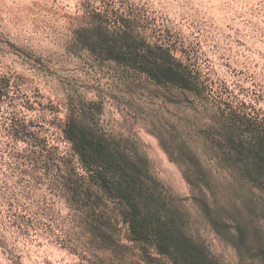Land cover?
Returning <instances> with one entry per match:
<instances>
[{"label": "clouds", "instance_id": "obj_1", "mask_svg": "<svg viewBox=\"0 0 264 264\" xmlns=\"http://www.w3.org/2000/svg\"><path fill=\"white\" fill-rule=\"evenodd\" d=\"M110 3L133 22L30 0L37 51H17L64 83L60 131L39 170L0 149V264H264V0ZM219 55L243 75L207 92L195 72Z\"/></svg>", "mask_w": 264, "mask_h": 264}, {"label": "rangeland", "instance_id": "obj_2", "mask_svg": "<svg viewBox=\"0 0 264 264\" xmlns=\"http://www.w3.org/2000/svg\"><path fill=\"white\" fill-rule=\"evenodd\" d=\"M98 7L99 10L93 9L92 19H99L108 27L113 25L127 27L133 22L130 19L131 11L125 15L119 9L113 8L110 0H98ZM74 11L73 4L69 3L68 14L71 15ZM214 15L219 19L223 14L217 11ZM32 18L30 0H0V149L5 140L10 145L15 144L20 149L15 158L24 161L33 170H39L46 167L47 154L55 146L54 137L60 131L52 117L59 112L55 97L58 93L63 95L64 83L58 75H49L52 71L50 68L47 71L41 70L35 59L30 60L17 51L27 50L29 47L33 53L37 51L36 41L39 37L34 32ZM197 39L199 40V37ZM240 46L237 44V47ZM197 47L199 48V45ZM184 51L186 50L182 49L179 55L183 56ZM228 51L231 52L232 49ZM235 55L239 57L241 53L237 52ZM40 59L42 61L43 57ZM228 59L230 58L226 55L211 57L210 62L206 61L200 70L195 72L205 91L211 92L216 89L219 81L215 77H224L226 83L237 72L243 75V69L234 67L235 61L228 63ZM195 63L199 66L200 60H196ZM255 68L260 70V64H256ZM106 73L112 75L106 76ZM100 75L101 78L115 79L114 87L124 89L120 74L115 69L100 68ZM26 82L38 86L33 89L32 99L18 104L17 102L23 99L19 95L20 87ZM41 100H47L48 103L42 104ZM102 107L111 108L110 105ZM18 109H23V113ZM254 216L255 208L252 207L248 216L241 217L237 223L242 226L246 223L251 224V218Z\"/></svg>", "mask_w": 264, "mask_h": 264}]
</instances>
